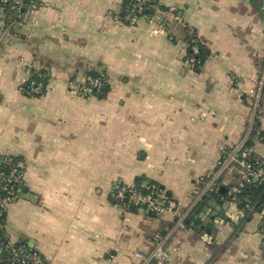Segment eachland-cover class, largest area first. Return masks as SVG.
I'll return each instance as SVG.
<instances>
[{
	"label": "crops",
	"instance_id": "1",
	"mask_svg": "<svg viewBox=\"0 0 264 264\" xmlns=\"http://www.w3.org/2000/svg\"><path fill=\"white\" fill-rule=\"evenodd\" d=\"M261 1L159 0L180 20L160 11L136 26L120 19L122 0H36L23 15L0 8V155L22 159L27 187L7 206L8 241L48 264H139L135 252L158 243L164 264H264L259 217L238 223L208 208L189 223L198 181L251 115L264 66ZM186 27L211 52L199 70L186 62ZM31 68L50 78L42 96L23 92ZM94 68L110 90L82 97L69 81ZM259 125L264 132V115ZM138 176L171 194L188 214L184 227L172 211L113 201V181Z\"/></svg>",
	"mask_w": 264,
	"mask_h": 264
},
{
	"label": "built area",
	"instance_id": "2",
	"mask_svg": "<svg viewBox=\"0 0 264 264\" xmlns=\"http://www.w3.org/2000/svg\"><path fill=\"white\" fill-rule=\"evenodd\" d=\"M12 2L16 9L25 5V0H12ZM35 5L36 0H29V8ZM140 5H136L132 12L125 16L129 24L135 25L140 19L134 14L135 11L142 12L143 8ZM261 9L264 14V0L261 1ZM176 19H179L178 16ZM193 53H198L197 47L193 48ZM186 62L191 65L199 63L194 55L189 54L186 55ZM105 80L102 75L94 78L86 74L83 77L71 78L69 84L80 96L88 97L101 92ZM42 85L43 83L33 84L32 88L35 92H41ZM262 89H264V66L256 86L250 91L253 97V117L248 121L241 138L223 147L211 173L198 181L196 203L199 204L208 197L207 202L212 205L213 213L238 223H245L252 217H259V231L264 238V154H259L254 149V143L264 140L262 130L258 127V123L256 125L257 119L261 117V113H264ZM0 165L10 168L9 174L0 171V215H4L7 206L20 195L17 182L23 180L25 171L23 163L14 161L10 155H1ZM222 187L226 190L222 192L217 202L212 194L219 192ZM258 187L261 191L255 194L253 188ZM110 193L113 199L125 207L134 205L155 214L172 211L178 215L177 227H184L186 224L188 214L179 213L168 191L149 179L139 184H128L121 179H116L112 183ZM0 246V264H48L43 255L35 249H28L24 245L6 244L1 238ZM2 247L10 257L4 255ZM135 257L139 260V264H164L167 252L164 244L158 243L149 253L136 251Z\"/></svg>",
	"mask_w": 264,
	"mask_h": 264
},
{
	"label": "trees",
	"instance_id": "3",
	"mask_svg": "<svg viewBox=\"0 0 264 264\" xmlns=\"http://www.w3.org/2000/svg\"><path fill=\"white\" fill-rule=\"evenodd\" d=\"M28 2L29 0H25V5L20 8V9H16L13 7V2L12 0H7V1H0V8H3L5 11L11 12V10H17L19 15H23L29 8L28 6ZM142 6V12L138 13L137 11L134 12V14L138 15L140 18H146V19H151L156 13L157 10L159 11H164V12H171L173 14L178 15V11L176 9H170L164 5H162L159 0H122V4H121V9L119 11V17L121 20H123L125 23L128 24V21L125 19V16L129 13L132 12V10L136 7V5ZM24 9V10H22ZM15 20L12 19H8L7 23H8V27L12 26V24L14 23ZM184 40L187 43V53L186 55H194L195 58L199 61V63L195 64V65H191L189 64V66L191 65V67H194L195 69L199 70L204 63L206 62V60L209 58L211 52L208 49L205 41L197 34V32L190 28V27H186L185 28V34H184ZM197 47L198 48V53H193V48ZM87 74H90L92 77H99V76H104V78L106 79L104 81V85L102 86V91L99 93H96L95 96H98L100 98L105 97L107 95V93L110 90V85L107 81V75L106 72L104 70H100V69H91L89 70V72ZM49 76L46 73V71L44 70H32L31 71V76L23 83L22 85V89L23 92L28 95V96H42L45 94L46 89H47V85L49 83ZM39 83H43L42 88H41V92H35L34 89L32 88V85H38ZM262 136L264 137V132L262 131ZM10 158H12L14 161L16 162H22V159H20L17 156L14 155H10ZM0 171H4L5 173L9 174L10 172V168L9 167H4L2 165H0ZM207 176H205L204 178H206ZM145 179H149L146 176H138L135 180L136 184H139L141 181L145 180ZM152 182H156L152 179H149ZM157 184H159L158 182H156ZM160 186H162L161 184H159ZM163 187V186H162ZM164 188V187H163ZM254 189V193L257 194L261 191V189L258 188H253ZM168 194L171 196V194L168 192ZM222 194L221 191H217L215 193H213V198L215 200H217V202L219 201V196ZM113 198V197H112ZM114 202L119 203L117 200L113 199ZM208 201V197H206L204 200H202L198 205V212H193L192 217L189 220V223H191V221L194 220V216L197 215L199 212L203 211L206 207L210 208V210L213 212L212 209V205L210 203L207 202ZM121 204V203H119ZM129 209L131 210H139V208H137L134 205H128ZM215 214V213H214ZM6 211L4 213V215H0V238L5 240V243L7 244H11L8 239L5 236L4 233V226L6 223ZM15 246L18 245H24L26 248L28 249H32L30 248L25 242H20V243H16V244H12ZM1 247V246H0ZM3 253L4 255H8V253L6 252L5 248L2 247ZM10 257V255H8Z\"/></svg>",
	"mask_w": 264,
	"mask_h": 264
},
{
	"label": "rangeland",
	"instance_id": "4",
	"mask_svg": "<svg viewBox=\"0 0 264 264\" xmlns=\"http://www.w3.org/2000/svg\"><path fill=\"white\" fill-rule=\"evenodd\" d=\"M158 12H160V11H157V13ZM171 13V12H170ZM171 15H172V17L176 20V17H177V15L176 14H173V13H171ZM179 18V17H178ZM142 18H140L139 20H138V22L135 24V25H132V26H136L139 22H140V20H141ZM152 19V18H151ZM177 20H180V19H177ZM123 21V20H122ZM124 22V21H123ZM125 23V22H124ZM127 24V23H126ZM129 24V23H128ZM129 25H131V24H129ZM188 64V63H187ZM189 65V64H188ZM191 66V65H190ZM251 95V94H250ZM83 97V96H82ZM249 101V105H250V108H251V115H250V117L246 120V123H245V129H246V127H247V123H248V121L253 117V97H252V95H251V97H250V99L248 100ZM262 115H264V113H261V116ZM259 119H260V117L257 119V121H256V125H257V123H258V127L260 128V125H259ZM244 129V130H245ZM261 129V128H260ZM238 139H240V138H238ZM238 139H236V140H234V141H237ZM255 140V139H254ZM263 140H260V142H262ZM257 143H259V142H256V144ZM264 143V142H263ZM1 156V155H0ZM22 163V162H21ZM24 167V166H23ZM25 169V168H24ZM211 173V171L209 172V173H207L206 174V176H208L209 174ZM20 196V195H19Z\"/></svg>",
	"mask_w": 264,
	"mask_h": 264
},
{
	"label": "water",
	"instance_id": "5",
	"mask_svg": "<svg viewBox=\"0 0 264 264\" xmlns=\"http://www.w3.org/2000/svg\"><path fill=\"white\" fill-rule=\"evenodd\" d=\"M22 10H24V9H22ZM17 188H18L19 192H22V193L27 192V187L25 186L24 180H20L19 182H17ZM225 190H226L225 187H222L220 189L221 192H225ZM124 201H126V199H124ZM207 211H208V207L205 208V212H207ZM207 231L209 232L210 229H207Z\"/></svg>",
	"mask_w": 264,
	"mask_h": 264
}]
</instances>
